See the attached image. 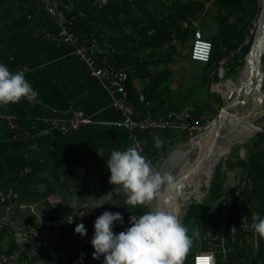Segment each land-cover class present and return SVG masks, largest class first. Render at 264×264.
Masks as SVG:
<instances>
[{
  "label": "crops",
  "instance_id": "0c3cea01",
  "mask_svg": "<svg viewBox=\"0 0 264 264\" xmlns=\"http://www.w3.org/2000/svg\"><path fill=\"white\" fill-rule=\"evenodd\" d=\"M240 16L235 13L224 24L223 43L238 38L236 33L231 36L230 32L234 20ZM193 17L201 29L204 27L205 34L215 32L216 25L210 19L196 14ZM185 22H182L183 26L191 28L194 21L188 26ZM94 24L109 40L113 31L100 20ZM145 51L138 52L146 54ZM111 56L121 62L117 53L113 52ZM0 64L12 73L23 71L38 92L34 102L21 100L14 104H0V112L15 115L18 123L16 128H10L0 121V191L13 187L19 193L18 199L12 201L15 204L12 212H6L0 201V217H16L22 223L33 225L44 212L55 216L68 212L78 214L85 203L90 205L99 201L105 203L98 207L99 210H117L122 214L123 222L113 223L114 234L126 231L131 227V213L149 206L124 205L125 194L121 186L109 183L107 159L112 150L125 151L134 147L130 131L117 124L122 115L112 105L111 93L92 74L85 60L74 53V45L60 37L55 18L40 0H0ZM125 67L130 71L134 69V65ZM150 68L153 72L171 70L168 80L162 84L168 86L163 100L148 103L151 112L160 115L172 111L189 113L199 120L207 117L208 111L195 106L198 96L191 94L190 87L185 84L191 74L190 68L177 69L174 61L162 66L155 62ZM213 73H210L211 77ZM133 81L136 95H145L149 78L134 77ZM136 100L137 105H142L140 99ZM78 106L85 110L90 120L71 133L63 134L49 128L29 130L30 120L67 118ZM137 134L141 142L140 154L157 169L169 151L184 144L189 131L149 129ZM154 137L162 141L161 147L155 146ZM95 148L104 150L103 157ZM242 169L227 175L226 192L238 183ZM50 195H62L61 205H51L47 200ZM21 202L32 205L33 209L19 208ZM69 204H74L75 209ZM141 215L139 211L135 216ZM75 227L62 223L50 228L49 235L41 233L25 242L20 231L0 225V253L18 251L23 264H103V256L92 259L93 247L80 241L81 235L75 233ZM85 228L86 232L90 231L92 225ZM255 236H258L257 240H254ZM258 257L259 235L255 233L237 244L231 264H240L247 259L253 261ZM254 262L262 264L257 260Z\"/></svg>",
  "mask_w": 264,
  "mask_h": 264
},
{
  "label": "built area",
  "instance_id": "2783aa9c",
  "mask_svg": "<svg viewBox=\"0 0 264 264\" xmlns=\"http://www.w3.org/2000/svg\"><path fill=\"white\" fill-rule=\"evenodd\" d=\"M49 14L53 16L60 28V37L74 45V53L85 60L91 67L92 74L97 77L112 95V105L121 113V119L117 121L130 131L133 140V146L141 149V142L138 138V132L149 129H181L200 131L204 125L199 119H196L189 113L180 114L172 111L166 115H160L151 112L148 109L149 101L146 100L143 93L139 94L142 105H137L130 98L128 88L129 69L121 66L119 62L111 56L115 51L111 47L109 40L95 27V18L104 8L108 0H40ZM259 3L264 0H257ZM131 6H136L133 0H129ZM77 4H82L78 7ZM258 21H254L253 26L247 30L243 36V41L237 48H230L227 43L223 44V53L221 55L218 69L223 74L229 65L231 57L240 53L243 47L249 44L252 35H255V28ZM193 42L190 56L192 60L206 63L210 60L213 52V42L206 37L198 22L191 24ZM153 29L149 30L152 33ZM177 36L173 41L177 42ZM90 118L82 107H75L67 118L40 117L30 120L29 130L38 131L49 128L56 129L63 134L71 133L87 123ZM0 121L7 123L10 128H16L18 123L16 116L10 113L0 112ZM262 134V146L264 148V127L260 128ZM28 171V169H27ZM254 182L249 174V169L243 167L235 191L224 194L219 203L214 206L215 218L211 225L204 231V248L194 254L195 257L203 254H210L214 257V264H231V257L234 256L238 243L255 234L250 227L252 224V213L257 206V201L253 196ZM19 193L13 187H8L0 191V201L4 203L6 212H12L15 204L13 200L18 199ZM48 202L51 205H61L62 195L48 196ZM19 208L33 209L32 205L24 202L18 204ZM85 214L80 216L71 212L61 216H55L44 212L39 216V221L33 225L20 222L16 217L4 215L0 217V225H8L11 229L21 232L22 239L25 242L37 237L41 233L49 235L50 228L56 227L62 223L78 225L83 223L85 227L92 225V229L87 231L86 235L81 236L80 241L83 244L91 245L94 235V222L105 211L98 208L90 210V205L84 204ZM120 213L117 210L108 211ZM121 214V213H120ZM122 216V214H121ZM71 222V223H69ZM23 264L18 251L0 253V264ZM65 264V263H60ZM240 264H254L252 260H246Z\"/></svg>",
  "mask_w": 264,
  "mask_h": 264
},
{
  "label": "clouds",
  "instance_id": "9594fccd",
  "mask_svg": "<svg viewBox=\"0 0 264 264\" xmlns=\"http://www.w3.org/2000/svg\"><path fill=\"white\" fill-rule=\"evenodd\" d=\"M37 96L38 92L25 78L23 71L12 73L4 64H0V104H14L21 100L34 102ZM154 140L157 148L162 146L159 137H154ZM96 151L103 157V149ZM107 167L110 171L109 183L121 186L125 194L124 205L147 206L154 200L165 198L166 194L178 193L183 187L173 174L157 171L136 147H129L125 151L112 150ZM104 204L92 202L90 210ZM69 205L75 209L74 204ZM84 214L80 212L79 215ZM116 221L123 222L120 213L105 211L96 218L91 240L93 260L103 256V264H184L193 247V238L199 237L198 231L189 236L188 228L178 215L168 210L148 211L138 218L131 215V227L118 234L112 231ZM250 227L264 238V218L256 212L252 213ZM74 231L81 236L87 234L83 223L76 225ZM195 264H214V257L210 254L196 256Z\"/></svg>",
  "mask_w": 264,
  "mask_h": 264
},
{
  "label": "rangeland",
  "instance_id": "374dc122",
  "mask_svg": "<svg viewBox=\"0 0 264 264\" xmlns=\"http://www.w3.org/2000/svg\"><path fill=\"white\" fill-rule=\"evenodd\" d=\"M183 1L189 0H149L144 9V15L149 18V21H152L153 17H156L157 19H163L167 17L172 11L176 10L178 4ZM199 1L205 2V8L202 11H199L196 15H199L201 18L206 17L207 20L210 19L211 22L215 23L216 25L215 32L210 35L205 34V29L202 27V31L206 37L210 38L216 35L218 31V24L215 20V17L219 13V10L216 7L215 0ZM263 3L264 2L259 3L257 0H254L249 7L248 17L245 20H241L240 18L234 20V26L231 28L230 35L234 36V33H236L238 38L236 40L232 38L226 41L230 48H237L240 45V43L243 41L245 32L249 30L250 26H253L254 21L257 22L258 19L259 21L255 28V33L256 31L257 33L259 32L263 13ZM193 21H196V18L193 17V14L192 17L189 15L185 25L188 26L189 23H192ZM109 29L111 30V28ZM189 29L190 31L186 39H183L175 34L178 38L177 42H174V38H172L166 42L162 50L145 51L149 56H157L160 58L158 60V66L168 64V62H165V59L170 57L174 59L173 61L174 64H176L177 69H185L186 67L190 68L191 74L189 75V79L185 81V84L190 87L191 94H196L198 96L195 106L200 109L207 110L209 113L207 117L200 120V122L204 125V128L200 131L189 132L186 141L180 146V148H187L189 139L191 137L208 129L217 119L221 118V111L226 108V106H229V104L235 98L236 92L240 88H243V84L249 79V73L244 70V64L246 62L245 57L247 54L244 55L243 53H237L231 57V59H233L232 62H230L231 67L228 70L227 66V70H225L223 74H220L219 69L216 67L215 71H210V73L214 72L212 77L211 75L206 76L205 73L209 69L207 65L201 61L192 60L190 56L193 42V29ZM154 30L155 29H153V31ZM237 60H242V64L238 65ZM261 64L262 67L260 69L263 76L262 84L264 85V54L262 55ZM246 110H250L251 113L249 118L259 128L251 135V137H249V139L239 143H234L222 151L218 158L217 164L213 169V174L207 179L206 182L202 183L201 185L200 193L202 194V197L192 200V202H190L184 208L183 215L180 217L182 224L189 230V236H192L193 232H199V237L193 238V247L188 253L184 264H193L194 254L204 248V230L195 219L187 218V212L190 205L193 203H205L216 206L219 203L221 197L228 192H226L225 189L227 175L236 169L239 170L241 168V163L245 161L252 153L257 151L264 152V148L260 139L261 132L259 131L261 127H264V95L262 99L254 101H248L246 96L242 95L240 103L235 106L232 111L242 112ZM199 154L200 149H194L178 165H174L170 158L165 159V161L159 167H157L156 170L161 172H169L179 179L182 173L189 171V169L194 165ZM188 177L189 179L192 178L191 175ZM203 192L206 193L203 195ZM157 204L158 200H154L148 206L147 212L159 209ZM257 238L258 236H255L254 240H257Z\"/></svg>",
  "mask_w": 264,
  "mask_h": 264
},
{
  "label": "trees",
  "instance_id": "16d2710c",
  "mask_svg": "<svg viewBox=\"0 0 264 264\" xmlns=\"http://www.w3.org/2000/svg\"><path fill=\"white\" fill-rule=\"evenodd\" d=\"M136 6L132 7L129 0H108L104 8L98 13L95 21L100 20L105 26L111 28L113 34L109 36V43L115 49V53L121 58L119 63L121 66L134 65L132 71L129 70L128 88L130 98L138 104L139 96L136 95L134 87V77H148L149 82L145 89V98L148 101L163 100L164 93L168 91V86H162L167 81L171 70L162 69L153 72L150 68L160 59L157 56H149L140 54L142 50H162L166 42L174 38L176 35L183 39L188 37L190 27H184L182 22L187 21L189 15H195L205 8V2L199 0L183 1L178 4L177 9L172 11L167 17L157 19L153 17L152 21L144 15V9L149 0H133ZM254 0H215L219 13L215 20L218 24L216 35L209 39L213 42V52L210 60L205 64L209 68L205 73L210 75L213 68H218V64L223 53L222 37L225 35L224 24L235 14L240 13V19L245 20L249 15V7ZM155 29L152 33L149 30ZM174 30L176 35H174ZM254 35L245 45L242 51L246 55L252 45ZM228 44V43H227ZM230 44V43H229ZM138 52V53H137ZM243 55V56H244ZM174 59L168 57L165 62H172ZM231 59L230 62H232ZM237 64L241 65L242 60ZM231 63L228 65V70ZM225 69V70H227ZM262 140V134H260ZM241 167L249 169L254 182L253 196L257 201V206L253 212L264 218V152L257 151L252 153L245 161L241 163ZM237 183L233 184L228 193L234 192ZM148 209H139L131 213L135 216L139 211L144 214ZM215 208L213 205L205 203H193L190 205L187 218L195 219L202 229L205 231L215 218ZM260 261L264 264V238L259 236V257L254 261ZM255 264V262H254Z\"/></svg>",
  "mask_w": 264,
  "mask_h": 264
},
{
  "label": "bare ground",
  "instance_id": "6f19581e",
  "mask_svg": "<svg viewBox=\"0 0 264 264\" xmlns=\"http://www.w3.org/2000/svg\"><path fill=\"white\" fill-rule=\"evenodd\" d=\"M262 34H264V3L260 30L257 36ZM244 70L249 73V79L243 84V88H240L238 91H242L248 101L262 99L264 85L262 84L263 76L261 69L259 68L258 72L252 75L251 64L248 58L244 64ZM238 104L232 101L228 107L226 106L221 111V118L217 119L212 126L189 139L187 148H178L172 153L170 160L174 165H178L191 151L196 148L200 149V154L194 165L189 171L182 173L179 178L183 185L181 190L178 193L166 194L165 198L159 199L157 204L159 209L172 211L180 219L184 208L192 200L202 197L200 193L201 185L213 174V169L222 151L234 143L249 139L259 128L249 118L250 110L242 112L232 111ZM189 175H191V179H189ZM205 193L203 192V195Z\"/></svg>",
  "mask_w": 264,
  "mask_h": 264
},
{
  "label": "water",
  "instance_id": "95a60500",
  "mask_svg": "<svg viewBox=\"0 0 264 264\" xmlns=\"http://www.w3.org/2000/svg\"><path fill=\"white\" fill-rule=\"evenodd\" d=\"M263 54H264V34L257 36V31H256L250 50L245 57L246 60H248V58L250 60L252 75H255L258 72V69L262 67L261 59ZM242 95H243L242 91H238L233 101L240 103ZM173 152L174 150L169 151L166 154L165 159L170 158Z\"/></svg>",
  "mask_w": 264,
  "mask_h": 264
},
{
  "label": "snow or ice",
  "instance_id": "6c2138e0",
  "mask_svg": "<svg viewBox=\"0 0 264 264\" xmlns=\"http://www.w3.org/2000/svg\"><path fill=\"white\" fill-rule=\"evenodd\" d=\"M204 259H207V258H204Z\"/></svg>",
  "mask_w": 264,
  "mask_h": 264
}]
</instances>
